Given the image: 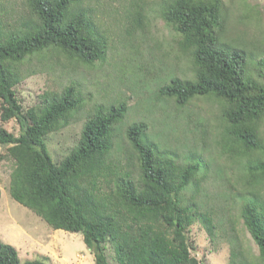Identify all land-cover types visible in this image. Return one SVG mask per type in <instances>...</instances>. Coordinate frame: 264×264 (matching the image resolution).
I'll list each match as a JSON object with an SVG mask.
<instances>
[{"label": "trees", "instance_id": "obj_1", "mask_svg": "<svg viewBox=\"0 0 264 264\" xmlns=\"http://www.w3.org/2000/svg\"><path fill=\"white\" fill-rule=\"evenodd\" d=\"M26 2L31 17L21 26L8 29L0 23V116L18 125L17 134L0 126V143L6 145L0 159L12 161L10 196L53 229L79 232L93 264H202L191 252L189 228L198 218L210 241L214 238V220L206 210L200 212L196 200L197 179L208 163L177 161L159 152L141 120L126 129L129 155L114 159V126L125 116L126 100L98 106L83 122L76 144L63 158L53 159L47 136L68 123L80 106L79 91L72 83L44 91L37 103L23 108L14 89L20 65L50 49L66 60L92 65L104 59L106 41L92 16L78 8L80 0ZM159 6L194 75L173 76L157 94L178 106L196 97L219 104L218 146L238 165L245 196L240 217L258 248L256 261L236 259L231 251L229 264H264V50L257 55L244 45L221 42L224 0H161ZM193 183L196 190L184 204L181 195ZM0 264L47 263L20 260L17 250L0 239Z\"/></svg>", "mask_w": 264, "mask_h": 264}, {"label": "rangeland", "instance_id": "obj_2", "mask_svg": "<svg viewBox=\"0 0 264 264\" xmlns=\"http://www.w3.org/2000/svg\"><path fill=\"white\" fill-rule=\"evenodd\" d=\"M242 1L247 4L243 5ZM161 0H80L78 8L92 16L105 37L106 55L92 65H80L57 50L33 54L20 65L21 78L15 92L23 108L38 102L44 91H60L74 84L80 106L68 123L47 136V148L59 160L76 144L83 122L98 106L107 107L113 99L126 100V112L114 126L112 157L124 158L131 148L127 127L145 121L146 134L158 151L177 161L199 158L205 164L198 178L196 200L202 212L214 220V238L210 241L204 225L194 218L190 226L192 254L202 264H229L231 251L236 259L246 256L256 261L258 248L240 217L245 196L241 190L239 168L218 146L219 104L206 97L191 99L178 106L173 99L157 94V89L173 76L192 78L191 62L178 48L177 33L160 15ZM226 22L221 42L241 44L260 54L264 50V0H224ZM141 12L144 26L137 28ZM31 17L26 0H0V23L8 29L22 25ZM1 104V103H0ZM1 114V105H0ZM0 126L18 133L15 119ZM264 131V129H263ZM6 145L0 143V155ZM163 151V152H162ZM122 161H125L122 160ZM12 161L0 159V239L12 245L20 260L42 259L47 264H93L92 253L79 232L53 229L34 212L9 194ZM196 186L189 184L182 202L189 201ZM111 260V250L105 246Z\"/></svg>", "mask_w": 264, "mask_h": 264}]
</instances>
